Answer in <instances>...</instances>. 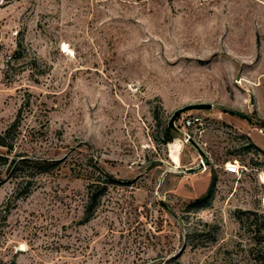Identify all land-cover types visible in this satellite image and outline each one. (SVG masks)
<instances>
[{"label":"rangeland","instance_id":"1","mask_svg":"<svg viewBox=\"0 0 264 264\" xmlns=\"http://www.w3.org/2000/svg\"><path fill=\"white\" fill-rule=\"evenodd\" d=\"M3 134L0 264H264V0H0Z\"/></svg>","mask_w":264,"mask_h":264},{"label":"trees","instance_id":"2","mask_svg":"<svg viewBox=\"0 0 264 264\" xmlns=\"http://www.w3.org/2000/svg\"><path fill=\"white\" fill-rule=\"evenodd\" d=\"M10 129L11 128L6 130L5 135L10 132ZM164 135H165V142H167V143L170 142L173 134L171 133V131L167 127L164 129ZM0 147L5 148L7 153H10L13 149L12 145H8L7 143H5L4 134L0 136ZM11 163H13V165H14V167H13L14 170L19 171V172L21 170H37L38 172H45L46 166H48L47 163H41V162L35 161L33 159H29V158H27L21 154L15 155V157L12 158ZM110 181H111V179L107 178V182L110 183ZM214 184H215V178L212 177L206 193L204 195H202L200 198H197L194 201L190 202L188 204V207L189 208L190 207H196L198 205H202V204L206 203L207 200L209 199L210 195H211L212 188H213ZM89 189L91 190L90 186H89ZM104 190H105V186L102 187L101 190L94 192L93 194L91 193L90 201L92 202V204L96 202V200L98 199V197L100 195L103 194Z\"/></svg>","mask_w":264,"mask_h":264},{"label":"water","instance_id":"3","mask_svg":"<svg viewBox=\"0 0 264 264\" xmlns=\"http://www.w3.org/2000/svg\"><path fill=\"white\" fill-rule=\"evenodd\" d=\"M210 108H211L210 105L193 104V105H188V106H185V107H183L181 109H178L170 117V119L168 121V124H167V128L170 131H173L174 133L179 135L180 137H183L182 131L176 125V120L178 119V117L182 113H185V112L190 111V110H209ZM229 112L232 113V114L247 118V115H245V114H240V113H236V112H233V111H229ZM189 142L194 147L196 152L198 153L199 161L196 164H194L193 166L189 167V168H177V167L167 168L163 172L162 177L167 175V174H169V173L178 174V175L195 174V173H198V172L202 171L203 168L208 164L209 158L204 153V151L195 142H193L192 140H189Z\"/></svg>","mask_w":264,"mask_h":264},{"label":"built area","instance_id":"4","mask_svg":"<svg viewBox=\"0 0 264 264\" xmlns=\"http://www.w3.org/2000/svg\"><path fill=\"white\" fill-rule=\"evenodd\" d=\"M203 121L200 116H194L191 113H182L176 122L177 127L183 133V139L185 141H189L190 139V131L192 129L196 131H200L202 127ZM206 169V166L203 170ZM223 170L228 175L239 176L240 175V165L237 162H228L223 166Z\"/></svg>","mask_w":264,"mask_h":264},{"label":"bare ground","instance_id":"5","mask_svg":"<svg viewBox=\"0 0 264 264\" xmlns=\"http://www.w3.org/2000/svg\"><path fill=\"white\" fill-rule=\"evenodd\" d=\"M199 159V158H198ZM262 204H263V207H264V198L262 199Z\"/></svg>","mask_w":264,"mask_h":264}]
</instances>
